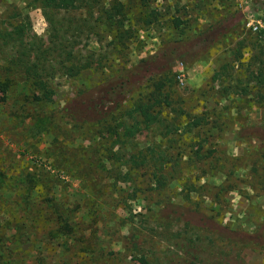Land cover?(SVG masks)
I'll use <instances>...</instances> for the list:
<instances>
[{"label":"rangeland","instance_id":"obj_1","mask_svg":"<svg viewBox=\"0 0 264 264\" xmlns=\"http://www.w3.org/2000/svg\"><path fill=\"white\" fill-rule=\"evenodd\" d=\"M32 1L3 0L0 30L16 14L25 15L30 22L25 40L43 47L47 24ZM151 3L163 22L139 30L124 56L107 59L95 38L76 39L80 56L89 50L100 60L74 76L54 72L48 78L49 103L19 101L18 94L26 92L21 85L0 92L5 99L0 101V156L23 159L28 172L41 164L53 181L50 197L72 216L75 231L66 237L61 231L56 236L35 230L36 242L24 258L40 255L52 264L95 259L97 264H264V96L255 86L256 73L264 72L258 60L264 62V0ZM227 10H237L238 16L226 34L195 62L180 63L174 49L180 46L172 41L182 36L171 18L185 21L187 36L225 17ZM259 31L262 38L253 39ZM2 45L0 79L12 80L3 70L10 54ZM186 48L191 58L195 50ZM154 55H160L163 71L125 87L117 104L110 97L100 122L114 126L161 85L160 96L155 94L164 105L161 126L110 147L113 137L101 142L103 131L94 118L77 124L66 116L65 107L83 112V100L96 98V90ZM192 121L194 127L187 128ZM103 147L108 151L102 156ZM120 147H125L123 156L117 155ZM154 149L168 158L159 183L151 175V161L138 166L125 164L124 158ZM45 237L51 242L40 241Z\"/></svg>","mask_w":264,"mask_h":264},{"label":"trees","instance_id":"obj_2","mask_svg":"<svg viewBox=\"0 0 264 264\" xmlns=\"http://www.w3.org/2000/svg\"><path fill=\"white\" fill-rule=\"evenodd\" d=\"M2 1L0 0V3ZM31 5H36L41 10L46 21V46L42 47L31 40H25L30 30V22L25 15L16 14V20L10 23L7 29L0 30L1 44L10 54L3 70L8 75L14 76L12 80L0 79V92L13 90L16 85H21L26 92L18 94L19 101L22 97L25 102L30 99L28 103L38 100L40 104H45L51 101L52 89L48 78L54 72L74 76L93 67L100 60L89 50L84 57L80 56V51L74 48L76 39L90 35L95 38V43L102 45L105 57L114 60L124 56L129 44L138 39L139 30L152 29L164 20L159 11L152 6L151 0H33ZM224 7L229 9L230 5ZM230 11L227 10L226 13L229 14L225 17L210 22L187 36L184 31L185 21H181L179 17L171 18V27L180 37L182 36L172 41V44L180 46L174 48L179 53L180 63H184L187 67L195 62L226 34L238 16L237 10ZM256 35L253 39L262 38L261 31ZM248 39L250 40V36ZM186 47L195 50L192 51L191 58L187 56L189 50ZM168 50L167 47L164 48L163 54ZM159 56L154 55L140 60L133 68L121 73L116 80L96 90V98H92L91 95L83 100L85 103L83 112L74 110L72 106L65 107L66 116L77 124L90 122V119L94 118L103 131L104 138L101 142L113 137L110 147L115 143L121 145L131 142L138 132L149 126H161L159 110L164 105L156 96H160L161 85L155 86L154 92L151 91L149 96L139 99L127 114H123L126 117L116 120L114 126L100 122L103 105L110 97L112 103L117 104L123 100L121 95L125 87L132 84L137 86L139 81L148 80L158 71H163V62ZM258 60L264 68V62ZM256 76L259 79L255 86L262 90L264 96L263 69L256 73ZM114 81L116 84L111 86ZM100 91L104 93L99 94ZM0 101L5 99L1 97ZM194 125L195 122L192 121L187 124V128ZM170 129L176 132L178 126H170ZM124 148L120 147L118 156H123ZM104 150L108 151L103 147L102 156ZM110 153L109 157L104 158L110 159L113 152L110 150ZM124 158L125 164L132 163L138 166L151 161L153 163L151 175L156 183H159L163 177L162 170L168 159L166 154L163 158L159 157L155 149L151 152L146 150L143 153H131ZM22 160L17 158L13 161L0 156V264H52L40 255L24 258V254L32 250L33 243L37 239L33 236L34 231L39 228L47 229L48 233L56 236L61 231V235L69 237L75 232L70 225L72 216L65 214L59 203L50 197L52 189L50 183L53 181L43 170L42 165L39 164L33 172H28ZM45 238L40 241L51 242L47 237ZM58 264H68V262L62 261ZM91 264H97L96 259Z\"/></svg>","mask_w":264,"mask_h":264},{"label":"built area","instance_id":"obj_3","mask_svg":"<svg viewBox=\"0 0 264 264\" xmlns=\"http://www.w3.org/2000/svg\"><path fill=\"white\" fill-rule=\"evenodd\" d=\"M256 30H257V26L256 25L251 26V31H256Z\"/></svg>","mask_w":264,"mask_h":264}]
</instances>
